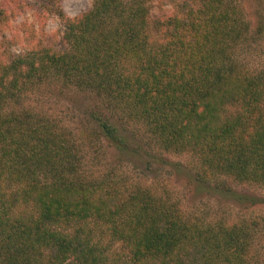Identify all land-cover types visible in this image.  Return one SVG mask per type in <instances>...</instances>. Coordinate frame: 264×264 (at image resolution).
Here are the masks:
<instances>
[{"label": "trees", "instance_id": "trees-1", "mask_svg": "<svg viewBox=\"0 0 264 264\" xmlns=\"http://www.w3.org/2000/svg\"><path fill=\"white\" fill-rule=\"evenodd\" d=\"M151 1L93 0L64 19L65 50L0 63V264H247L254 223L190 220L163 196L82 179L63 127L26 104L51 80L71 86L117 151L190 154L194 188L236 201L221 182L264 189V70L237 62L256 39L240 0H174L153 20Z\"/></svg>", "mask_w": 264, "mask_h": 264}, {"label": "rangeland", "instance_id": "rangeland-1", "mask_svg": "<svg viewBox=\"0 0 264 264\" xmlns=\"http://www.w3.org/2000/svg\"><path fill=\"white\" fill-rule=\"evenodd\" d=\"M239 2L256 39L237 52V62L252 71L264 70V0ZM175 3L174 0H152L149 3L151 19L171 16ZM92 5L93 0H0V63H7L41 46L65 50L64 19H78ZM260 24L263 33L257 36ZM72 92L71 86L60 89L51 80L29 95L26 104L49 114L63 127L79 161V177L104 182L126 192L163 196L178 203L190 220L200 219L225 226L242 221L254 223L255 235L248 248L247 264H264V202L252 204L248 201L250 196L262 199L264 189L221 182L247 198L236 201L232 195L217 193L219 190L215 192L214 186L194 188L192 181L197 159L190 154L162 152L152 144L148 151L145 143L142 152L117 151L106 141L92 136L95 125L86 115V108L78 102L82 100V94ZM140 145L139 140H133L134 148Z\"/></svg>", "mask_w": 264, "mask_h": 264}]
</instances>
